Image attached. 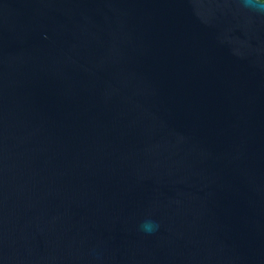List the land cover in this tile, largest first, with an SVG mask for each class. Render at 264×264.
Masks as SVG:
<instances>
[{
  "label": "water",
  "instance_id": "water-1",
  "mask_svg": "<svg viewBox=\"0 0 264 264\" xmlns=\"http://www.w3.org/2000/svg\"><path fill=\"white\" fill-rule=\"evenodd\" d=\"M0 264H264V15L0 0Z\"/></svg>",
  "mask_w": 264,
  "mask_h": 264
},
{
  "label": "clouds",
  "instance_id": "clouds-1",
  "mask_svg": "<svg viewBox=\"0 0 264 264\" xmlns=\"http://www.w3.org/2000/svg\"><path fill=\"white\" fill-rule=\"evenodd\" d=\"M246 8H250L258 14L264 15V0H242ZM160 229L159 223L154 220L147 219L140 225V231L147 235H152Z\"/></svg>",
  "mask_w": 264,
  "mask_h": 264
}]
</instances>
